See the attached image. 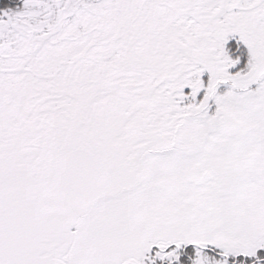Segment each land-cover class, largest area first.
Wrapping results in <instances>:
<instances>
[{
  "label": "snow or ice",
  "instance_id": "obj_1",
  "mask_svg": "<svg viewBox=\"0 0 264 264\" xmlns=\"http://www.w3.org/2000/svg\"><path fill=\"white\" fill-rule=\"evenodd\" d=\"M0 264H264V0H0Z\"/></svg>",
  "mask_w": 264,
  "mask_h": 264
}]
</instances>
